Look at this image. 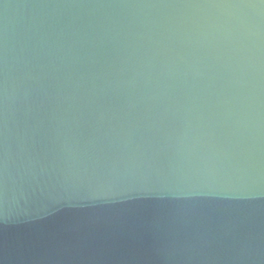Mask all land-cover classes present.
Wrapping results in <instances>:
<instances>
[{
  "label": "water",
  "instance_id": "water-1",
  "mask_svg": "<svg viewBox=\"0 0 264 264\" xmlns=\"http://www.w3.org/2000/svg\"><path fill=\"white\" fill-rule=\"evenodd\" d=\"M0 264H264V0H0Z\"/></svg>",
  "mask_w": 264,
  "mask_h": 264
}]
</instances>
